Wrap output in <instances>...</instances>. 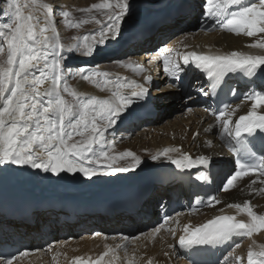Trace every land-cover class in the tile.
Wrapping results in <instances>:
<instances>
[{"label":"bare ground","instance_id":"1","mask_svg":"<svg viewBox=\"0 0 264 264\" xmlns=\"http://www.w3.org/2000/svg\"><path fill=\"white\" fill-rule=\"evenodd\" d=\"M245 1V4L251 2V0ZM21 2L24 3L25 0H21ZM28 2H30V0H28ZM37 2L38 4H52L55 9L58 10L57 17L56 15L54 16V25L61 43L64 45L65 49H67L69 46H75L77 44L82 47L85 43V36L89 38L87 41L88 43H94L91 39L92 36L96 35L97 38H99V33L107 22V17L104 16L110 10L113 9L115 11V9L96 8L93 6L105 3L114 6L117 4L118 0H37ZM215 2H219V0H214V3ZM131 3V14L126 16L124 21L129 27L125 28L122 25V33L117 39H109L106 46L97 47L95 49V54L91 57H86L82 52H77L75 55L66 58L63 62L65 67L79 64L75 66V68L84 66L90 71L109 73L107 78L99 77L97 79L99 81V86H97L96 84L83 80L82 77L76 75L75 72L68 73L65 71L63 75L66 79L69 78L70 80V78H72V84L70 85L71 89L75 91L79 97L90 98L95 96L97 99H111L112 92L116 90L117 81L121 84L132 80L144 83V77L148 75L145 69L143 73L137 75L131 68L115 62L122 60L123 56H126L125 59L122 60L124 65H140L141 61H145L149 58V55L159 54V56H161L164 55L166 51L171 50L168 56L170 65L172 63H179L181 65L182 56L192 51H199L206 54L217 52L227 54L235 50L249 55H264V49L251 47L253 43L264 41V33H258L254 37H246L243 34L237 36L234 33H228L226 30H223L221 22L219 29H214V24H211L210 31H204L203 27L208 22L205 23L201 21L202 24H199L200 32L189 34H187V32L179 33V35L175 36L172 43L171 41L166 42L174 30H182L181 27L185 26L184 21L186 17H191V22L195 21L197 10H193L194 7L191 5V0H131ZM0 5L4 8L3 2H0ZM177 6H180L178 10L170 12L166 16L159 17V14L155 17L153 16L158 20L154 22L152 27L144 29L140 31L138 35H133L126 39L128 31H135L134 24L137 23L138 25L136 27H139L149 15L165 10L169 11L170 9L177 8ZM238 8L239 6H230L229 11L238 10ZM42 11V9H39L35 14L40 15ZM62 11H67L69 13L67 18L72 22L73 26L70 25L71 27L69 28L65 26V22L68 20L61 15ZM25 14H27V10ZM3 19L4 14H2L0 6V22ZM56 21H60V23L58 24ZM97 21H100V23H97ZM76 25L79 26L77 27ZM73 27H76L75 30H77L78 35L75 40L71 41L69 39L73 35ZM149 36L151 37L150 44L147 43L148 45L145 44L143 46L141 40L147 39ZM135 40H138L136 44H132ZM122 50H124V52L119 54ZM139 51H145L141 55L142 57L137 55ZM178 53L179 55H177ZM110 56H114L115 61L108 62V57ZM152 59L153 57H151L150 61ZM163 61L164 59H161L159 60V64L157 63L156 72H163L164 76L154 74L151 76L152 79L154 78V81L146 85L148 88H153L156 92L154 101L155 110L149 112L145 107H137V105L145 99L138 101L135 105V113L127 120L131 121L132 119H137L140 114L143 116L152 115L151 128L149 130L144 128L142 130L139 129V133L135 134L136 136L132 141L127 140L131 135L129 136V134H126V137H128L125 138L127 141L123 143V147L110 146L109 142L105 149L109 151L110 156L118 157V153L125 150L132 151L139 159L145 157L141 159V164L138 167L135 166L134 160V164L129 165V163H127L129 160L126 157L121 160L118 159L114 164V167H119L121 165L130 166L129 168H135L134 171L118 172L114 175H98L88 180L81 177L79 174L75 176L62 174L60 177H57L51 174H44L39 170L7 165L0 168V188L20 189L28 194H34L39 198H70L71 196H75L86 203H93L101 194L104 195L121 190L123 184L138 186L139 183H145L146 179L150 176L152 177L159 167L170 162L169 157L179 158L185 153L190 154L193 158L198 155L211 156V161L217 163L220 167L219 169H221L220 175H223L225 179H227L234 170L232 159L235 157V154L230 152L225 146V142L219 139L218 134L221 130L219 128V121L216 118L217 116L213 114V109L210 104L203 100L204 94L198 91V89L203 88L202 83L196 82L193 91L184 90L182 84L185 81L187 72L184 71L183 66L181 65L183 71L179 79L172 81L173 78H170L169 75H165ZM109 63H114V66H109ZM150 65H152V63ZM261 74L264 75V73ZM105 79L111 81V83L105 85ZM66 81L68 80L61 81V89L63 85L67 83ZM188 83L190 84L189 79ZM48 86V83L43 85L45 88ZM254 88L259 91L260 94L264 93L263 87L255 83L251 84L249 88L235 89L236 93L241 98L239 103L231 106L235 109V114L232 116L233 120L238 119L239 115L247 114L251 109L252 101L250 99H245V97L253 94L251 91ZM121 91L130 94L131 89L122 88ZM62 94L65 100L72 99L68 93ZM179 96L181 98L180 100H178ZM188 97L190 98L188 99ZM172 99L175 101L186 99L185 102L189 104V108L194 109V111H191L192 116L186 119H184V117H179L181 120L178 119L179 122L177 124L165 120V114L161 113L162 108L160 107L169 104L170 101H174ZM237 105H240V107L237 108ZM179 111H181V109H179ZM257 111L264 114V106L258 108ZM188 126H191L192 130L189 134L186 132ZM209 126H212L210 131L205 133L204 129L209 128ZM117 127L115 129H117ZM174 127H177V133H175V135L178 136V134L181 133L182 137L184 136L186 139L182 140L181 137L171 138L170 133ZM133 128H135V126L131 125V128H125L122 132L124 133ZM179 130L180 133H178ZM197 130H199L200 136L194 138L193 134ZM108 132H110V130L107 131L106 134ZM123 133L120 134L119 138L125 136ZM128 133H130V131H128ZM186 133L188 135H185ZM74 139L79 140L81 138L77 136ZM209 139L213 141L211 147L207 146V140ZM190 144H193L192 149L189 147ZM179 146L183 147L182 151L170 152L168 156L163 155L166 149L178 148ZM154 156L159 158L153 161L152 157ZM202 169V173L213 176L216 183H218V178H220L218 174L215 175L211 173L207 167H203ZM243 178L244 180L237 179V181L234 182L235 186L230 188L229 191L220 193L217 197L219 203H215V206L207 207L203 211L190 216L176 215L168 220L167 223L163 222L158 224V219H161V217L151 220L152 223H156V226L160 227L158 233H154L152 231L153 228L150 232H141L132 236L134 228H137V225L145 220L144 218L151 217L150 211L153 207L152 202L155 199L159 200V195L165 193V189H161L155 184L147 183L148 185L141 191V193L144 192L141 195L142 204L137 209L132 210L129 216L120 211L121 207L113 208L110 218L102 216L98 219L97 217H90L92 215L77 216L67 209L69 208L67 205H64L62 208L58 207L61 208L60 210L41 208L32 212L29 217H25V215L21 213H17L16 215L0 214V237L9 240L17 239L25 245L27 244L29 247L27 250L31 248L34 250L43 249V251H35L30 258L25 259L22 263L15 262L13 264H48L45 260H47L49 264H73L77 258H90L91 255H93V257H100L101 254L104 253H107V256L103 258V261L107 264H145L147 257H152L155 261H165L166 264H178L180 255L183 252V248L179 246V238L185 235L183 231L185 227L191 229L195 224L201 223L204 219L223 213H230L236 219H244L246 223L251 222V218L246 212H240L234 207H228V205H243L246 202H250V207L251 205H256L254 201L264 195V192L257 191V189L264 188V184L261 183V180L264 178H261L259 174ZM253 180L256 181L255 184L252 183ZM147 194L149 195L148 198L145 197ZM152 194L154 195L152 196ZM203 213H206L204 217H200L201 219L197 218V220L190 223V218L199 217ZM259 213L260 215H264V203ZM47 218L48 220L46 221ZM61 219H70L72 223L61 224ZM40 222L49 223L50 225L43 226L42 235L30 236L29 240H25V234H27L28 229L31 227L30 224L37 223L38 225ZM54 223H56L58 227L52 228L51 225ZM49 227L52 228L55 236L59 238L52 240L51 247L47 249L45 246L42 247V244L47 241L44 240V237L46 235V228ZM93 227L95 229L94 231L91 230ZM82 228L83 230L87 229V231L82 234V238L75 237V232ZM113 229L117 231L112 233L113 236H111V238H108V233L113 231ZM68 230L70 234L66 232ZM66 234H69L68 237ZM253 234L248 238V240H252L253 246L243 249L246 250L244 264H247L246 258L249 251L256 254V251L264 250L262 236H255V234ZM125 236L137 238L125 240ZM238 260L243 262L244 259L242 255L239 256Z\"/></svg>","mask_w":264,"mask_h":264},{"label":"snow or ice","instance_id":"2","mask_svg":"<svg viewBox=\"0 0 264 264\" xmlns=\"http://www.w3.org/2000/svg\"><path fill=\"white\" fill-rule=\"evenodd\" d=\"M3 3V14L9 21L0 24V39L3 41L0 43V54L5 53L6 44V60L0 64V168L12 165L39 170L57 177L62 174H79L88 180L98 175L134 171L135 168L124 165L114 167L116 161L124 157H131L136 167L141 164V160L132 151H126L120 157L110 156L109 151L105 150V136L108 130H114L119 124L129 120L136 111L137 102L149 95L146 85L151 83V75L144 77V83L132 80L121 84L117 81L111 99H97L95 96L81 98L66 83L61 89V81L66 79L63 75L65 71L75 72L83 80L97 86L99 81L96 77L109 76L107 72L90 71L84 66L65 67L63 62L77 52L91 57L97 47L106 46L109 39H117L122 33L125 17L131 14V0H118L114 6L107 3L94 5L96 8H114L115 11L108 14L99 38L92 36L94 43H88L89 38L85 36L82 47L77 44L67 49L61 43L54 25L57 11L54 5L38 4L37 0H25L24 3L21 0H3ZM230 6L239 8L229 11ZM39 9L43 11L36 15ZM61 15L67 18L69 13L62 11ZM204 19L221 21L222 29L228 33L254 37L258 33H264V0H251L248 4H242L241 0H220L215 3L214 0H205ZM251 47L264 49V41L253 43ZM182 60L185 66L190 61L194 62V66L204 70L207 78L215 81V84H221L229 74L243 73L252 78L264 73V55H249L235 50L227 54H198L192 51L184 54ZM115 62L131 68L137 75L144 72L142 65H124L122 60ZM163 70L170 78L175 79H179L183 71L179 63L170 65L167 56L163 61ZM45 83L49 85L46 88L43 87ZM109 83L111 81L105 79V85ZM122 88H130V94L122 92ZM198 91L208 95L203 88ZM62 93L70 94L75 98L74 101H66ZM245 99L252 101L247 114L239 115L238 119L233 120L235 109L225 104L222 109H218L216 117L221 130L219 139L235 154L236 170L224 182L221 189L224 192L234 187L238 178L255 176L257 173L264 178V114L257 111L264 106V93L251 94ZM186 110L191 111V108ZM211 127L204 129L205 133L209 132ZM193 135L195 138L199 133ZM77 136L81 139L75 140ZM257 138L260 140L261 152L258 157L253 151ZM212 144L211 139L207 140L208 147ZM179 151L178 148H169L163 155L168 156L170 152ZM158 158L152 157L153 161ZM245 159L254 162L246 164L243 162ZM169 160L176 169L190 171L197 166L208 167L212 157L198 155L193 158L185 153L179 158L169 157ZM252 183L255 184L256 181L253 180ZM261 183L264 184V179ZM257 191L264 192V188ZM215 203H219L216 196H210L208 206H215ZM249 205L250 202H246L243 205L229 204L228 207L246 212L251 218L250 223L236 222L235 217L231 215L217 216L199 227H185V235L180 236L179 246L192 249L218 245L233 236H252L254 232L264 230V215H257ZM170 219L171 217H165L164 223ZM152 231L158 233L160 227L157 226ZM135 238L137 237H124L125 240ZM31 251L43 249L0 255V264H13L19 256H27ZM102 260L103 256L94 264H101ZM74 264L91 262L77 258ZM247 264H264V252L257 255L249 251Z\"/></svg>","mask_w":264,"mask_h":264},{"label":"rangeland","instance_id":"3","mask_svg":"<svg viewBox=\"0 0 264 264\" xmlns=\"http://www.w3.org/2000/svg\"><path fill=\"white\" fill-rule=\"evenodd\" d=\"M67 1V0H66ZM71 1V0H70ZM0 2H3L2 0H0ZM199 5H200V9H198V8H193V10H197V16H196V19H195V21L194 22H191V17H186L185 18V21H184V23H185V26L184 27H181L182 28V30L181 31H177V30H174L173 31V33L171 34V36L167 39V41L166 42H170L171 41V43L174 41V38H175V36H177V35H179V33L181 34V33H186L187 32V34H189V33H198V32H200V26H199V24H202L201 23V21H203V19H204V15H201V14H203V11H204V5H205V0H199ZM1 6V10H2V14H3V7H2V5H0ZM113 10V9H112ZM112 10H110L109 12H107L106 13V15L104 16V17H107L108 16V14L109 13H111V12H113ZM174 9H170L169 11L170 12H172ZM202 12H201V11ZM58 11V10H57ZM57 11H55V15H56V17H57ZM169 11H167V10H165V11H161V12H158V13H154V14H151V15H149V17H147L145 20H144V22L139 26V27H135L134 28V30L135 31H128L127 32V34H126V39L127 38H129V37H132L133 35H138L139 33H140V31H142V30H144V29H148V28H150V27H152L153 26V24H154V22L156 21V20H158L157 18H154L155 16H157L158 14H159V17L160 16H166L167 14H169L170 12ZM154 16V17H153ZM203 16V17H202ZM67 20H68V18H67ZM189 21L190 20V22L188 23V24H186V21ZM201 20V21H200ZM9 21V18L7 17V16H5L4 15V19L0 22V24H2V23H6V22H8ZM70 20H68L67 22H65V26L67 27V28H69V27H71L70 25H72V22L70 21ZM56 23H60V21H56ZM70 23V24H69ZM198 23V24H197ZM149 24V25H148ZM196 24V25H195ZM138 25V24H137ZM188 25V26H187ZM73 26V25H72ZM187 26V27H186ZM185 28H186V30H185ZM76 29V27L74 28L73 27V29H72V31H73V35L70 37V39L69 40H75V38L77 37V35H78V32H77V30H75ZM191 29V30H190ZM77 32V33H76ZM68 40V41H69ZM150 42L151 41H149V42H146V43H143V45H145V44H150ZM0 43H3V41H2V39H0ZM133 44H136V42H133ZM147 44V45H148ZM4 47H5V53L4 54H0V64H2L3 63V61H5L6 60V44L4 45ZM144 53V51H139V53L138 54H143ZM126 57V56H125ZM125 57L123 56L122 57V60L123 59H125ZM113 61H115V59L113 58V57H109L108 58V62H113ZM77 65H79V64H76L75 66H77ZM109 66H114V63H109L108 64ZM65 66V65H64ZM75 66H71L72 68H75ZM64 74V73H63ZM99 77H96V79H98ZM64 80H68V81H66L67 83V85L71 88V84H72V78H70V80H69V78H67V79H64ZM196 86V85H195ZM195 86H193L192 88H190V89H188L189 91H193L194 90V88H195ZM67 94V93H66ZM69 96L70 97H72V99L70 98L69 100L67 99L66 101H71V102H73L74 101V97L73 96H71L70 94H69ZM181 98H180V96L178 97V100H180ZM187 99V98H186ZM186 99H184V100H181V101H175L174 99H172V100H174V101H170V103L169 104H167V105H164V106H161L160 108H162L161 109V113H163V114H165L164 116H165V120H167V121H170L171 123H173V124H177L178 122H179V120H181V118L179 119V117H184V119H186V118H189V117H191L192 116V113H191V111L193 110L194 111V109H191V111H188V110H186V109H188L189 108V104L187 103V102H185V100ZM188 99H189V97H188ZM180 107V108H179ZM182 107H183V109H182ZM179 109H181V111H179ZM145 116V115H144ZM179 119V120H178ZM158 121V120H157ZM166 121V122H167ZM192 122V121H191ZM168 124H170V123H168ZM167 124V125H168ZM166 125V126H167ZM141 126H143V123H140V126H138V127H135V128H133L131 131L130 130H127V131H125L124 133L122 132V131H124L125 130V128H120V129H115V130H110V132H108L109 133V135H108V133L106 134V141H107V145L109 144V142H110V146L112 145H114L115 147H118V146H124V144L123 143H125L127 140H130V141H132L133 139H134V137L136 136L135 134L136 133H139V128L141 127ZM166 126H164V127H166ZM163 127V128H164ZM109 131V130H108ZM128 131H130V133H128ZM186 132L189 134L190 132H192V130H191V126H188L187 128H186ZM121 133H123V134H125V136L122 138V137H120L119 138V136H120V134ZM174 133V134H173ZM175 133H177V127H174L173 128V130H171V133H170V136H171V138H176V137H181V139L182 140H184V139H186L184 136L182 137V135H181V133H180V130L178 131V133H180V134H178V136L177 135H175ZM185 134V135H188V134ZM126 134L128 135L129 134V138L127 139V140H125V138H127L126 137ZM116 141V142H115ZM112 142V143H111ZM121 144H123V145H121ZM110 146H108V147H110ZM189 147L192 149V147H193V144H190L189 145ZM94 148H95V146H94ZM180 148V147H179ZM179 150H181V148L179 149ZM124 152H126L125 150H122V152H119L118 153V157H120L121 155H122V153H124ZM134 154V153H133ZM135 155V154H134ZM136 156V155H135ZM137 157V156H136ZM129 161L127 162V163H129V165H132V164H134V161H133V159L131 158V157H126ZM145 157H143V158H141V159H144ZM140 159V160H141ZM121 160V159H120ZM146 160H147V157H146ZM132 161V162H131ZM124 166H127V165H124ZM127 167H130V166H127ZM233 173V172H232ZM240 180H244V178H240ZM224 191H221L220 193H223ZM219 193V194H220ZM218 194V195H219ZM263 199H264V195L262 196V197H260L259 199H256L254 202L256 203V205H254V207H255V212L257 213V215H260V210H262V208H263V203H264V201H263ZM262 201V202H261ZM258 207V208H257ZM154 209V208H153ZM158 213H159V210L157 209V211H155V209H154V211L152 212V215L150 214V216L151 217H147L146 218V222H144V223H142V222H140L137 226V228H134L135 229V232H133L132 233V236H134V235H137L138 233H141V232H146L145 230H147V229H149V228H151V229H149V230H147V232L149 231L150 232V230H152L153 228L155 229V227H157L156 226V223L154 224V223H152V221L151 220H155V219H157V217L159 218V216H158ZM160 214V213H159ZM202 215V216H201ZM199 217H196V218H190L189 219V221H190V223H192V221H195V220H197V218L198 219H201L202 217H204L205 215H206V213H203V214H201ZM201 217V218H200ZM48 220V219H47ZM42 225L40 226H38V225H36V224H34L35 225V227H30L29 229H28V231H27V234H25V240H29L30 239V236H39V235H42L43 233V229H41V230H38L39 229V227H43V226H47V225H50L49 223L46 225L45 223H43V222H40ZM40 223H38V224H40ZM158 223V222H157ZM33 225V226H34ZM44 228V227H43ZM52 230V228H46V231H45V233H46V235H45V237H44V240L46 241H48V240H50L51 238L52 239H56V238H59V237H57V236H55V234L53 233V237L51 236H49L48 237V231L49 230ZM81 230V231H80ZM79 231H77V232H75V237H79L80 239L82 238L81 236H82V233L85 231H87V229H84L83 230V228L82 229H80ZM91 230L92 231H94L95 229H94V227L93 228H91ZM53 231V230H52ZM115 231H117V230H115V229H113V232H115ZM67 233H69L70 234V231L68 230V231H66ZM79 232V233H78ZM112 232V233H113ZM30 234H32V235H30ZM69 234H66L67 236L69 235ZM255 234V236H262V241L264 242V230H260L259 232H255L254 233ZM253 234V235H254ZM52 235V234H51ZM65 235V236H66ZM59 236V235H58ZM60 237H62V236H60ZM250 236H248L247 238H245V239H242V240H240L238 243H236V245H235V247H234V249L232 250V251H230L229 252V254L228 255H226V257H225V263L224 264H244L245 263V252H246V250H243L244 248H249V247H252L253 245H252V240H248V238H249ZM46 241V242H47ZM27 243V242H26ZM45 243V242H44ZM42 244V247L43 246H50V243H46V244H48V245H45V244ZM27 245V244H26ZM51 247V246H50ZM50 247H47V249L48 248H50ZM50 250V249H49ZM256 251V250H255ZM48 252H50V251H48ZM233 252V253H232ZM260 252H264V250H262V251H260ZM240 253V254H239ZM242 255V258L244 259L243 260V262H241V260L239 261L238 259H239V256H241ZM51 264V263H50Z\"/></svg>","mask_w":264,"mask_h":264},{"label":"water","instance_id":"4","mask_svg":"<svg viewBox=\"0 0 264 264\" xmlns=\"http://www.w3.org/2000/svg\"><path fill=\"white\" fill-rule=\"evenodd\" d=\"M126 27L128 26V25H125Z\"/></svg>","mask_w":264,"mask_h":264}]
</instances>
